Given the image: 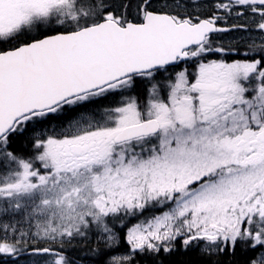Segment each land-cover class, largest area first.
<instances>
[{"label":"snow or ice","instance_id":"obj_1","mask_svg":"<svg viewBox=\"0 0 264 264\" xmlns=\"http://www.w3.org/2000/svg\"><path fill=\"white\" fill-rule=\"evenodd\" d=\"M0 264H264V0H0Z\"/></svg>","mask_w":264,"mask_h":264}]
</instances>
